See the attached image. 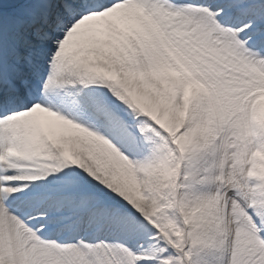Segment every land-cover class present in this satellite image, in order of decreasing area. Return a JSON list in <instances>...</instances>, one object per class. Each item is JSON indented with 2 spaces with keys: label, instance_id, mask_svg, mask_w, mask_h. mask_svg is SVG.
<instances>
[{
  "label": "snow or ice",
  "instance_id": "1",
  "mask_svg": "<svg viewBox=\"0 0 264 264\" xmlns=\"http://www.w3.org/2000/svg\"><path fill=\"white\" fill-rule=\"evenodd\" d=\"M0 264H264V0H0Z\"/></svg>",
  "mask_w": 264,
  "mask_h": 264
}]
</instances>
